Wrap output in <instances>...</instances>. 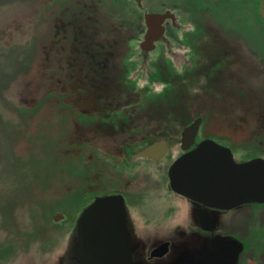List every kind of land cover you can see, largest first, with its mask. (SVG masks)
Returning a JSON list of instances; mask_svg holds the SVG:
<instances>
[{"label":"rangeland","instance_id":"obj_1","mask_svg":"<svg viewBox=\"0 0 264 264\" xmlns=\"http://www.w3.org/2000/svg\"><path fill=\"white\" fill-rule=\"evenodd\" d=\"M171 9L147 53L144 12ZM198 119V140L264 158L260 0H0V264H85L84 210L114 177L163 180ZM159 140L160 162L133 155ZM222 221L246 242L237 264H264V204Z\"/></svg>","mask_w":264,"mask_h":264},{"label":"water","instance_id":"obj_2","mask_svg":"<svg viewBox=\"0 0 264 264\" xmlns=\"http://www.w3.org/2000/svg\"><path fill=\"white\" fill-rule=\"evenodd\" d=\"M260 14L264 18V0H260ZM144 17L147 29L141 48L148 52L165 38L166 19L175 20L176 15L166 10L146 12ZM200 126L198 119L183 132L182 148L187 151L170 168L175 190L221 209L250 202L264 203V158L238 162L227 145L210 138L197 142ZM195 143V147L190 148ZM168 146L165 141H154L134 155L161 158ZM79 229L77 252L85 264H132L124 233V206L117 196L99 197L89 205L79 220ZM214 243L231 262L242 250L238 243L234 246L235 240L220 239Z\"/></svg>","mask_w":264,"mask_h":264},{"label":"flooded vegetation","instance_id":"obj_3","mask_svg":"<svg viewBox=\"0 0 264 264\" xmlns=\"http://www.w3.org/2000/svg\"><path fill=\"white\" fill-rule=\"evenodd\" d=\"M139 5L142 6V3ZM171 11L175 13L174 10L171 9ZM146 12L152 11H145L144 14ZM176 20L177 15L175 20L166 19L164 23L166 39L168 36L166 34L169 33L168 26L171 21L173 25H177ZM165 38L157 41L156 47L158 42L166 41ZM74 49L77 50V48ZM196 143L190 148L195 147ZM168 145L166 154L156 161L160 162L167 156L171 147L170 143ZM184 151L183 149L182 153ZM179 156H176L171 164L162 162L159 166L155 165L154 158L149 157L153 160L147 163L150 166H157L152 171H157L156 176L163 172L164 176L163 180H155L156 177L154 178L155 175L152 174V177L144 183L141 192L131 189V180L123 183V180L128 176H125L120 182L114 177L107 181L105 191H102L103 194L97 196L95 201L99 197L106 196H117L121 199L124 206L125 239L132 255V264H237L241 253L246 249V242L240 235L233 234L232 230H225L229 221L220 223V215L221 213H231L246 204L259 203L250 202L231 209H221L181 194L173 187L169 171ZM253 211L255 214V210ZM230 224L231 227H234L233 221ZM220 230L226 234L220 235ZM220 239H235L242 243L243 249L233 262L215 245V240ZM79 240L80 230L78 243ZM252 261L258 263L257 260L250 257L248 263L251 264Z\"/></svg>","mask_w":264,"mask_h":264},{"label":"bare ground","instance_id":"obj_4","mask_svg":"<svg viewBox=\"0 0 264 264\" xmlns=\"http://www.w3.org/2000/svg\"><path fill=\"white\" fill-rule=\"evenodd\" d=\"M184 150H185V149H184ZM184 152H186V150H185ZM152 158H153V157H152ZM170 168H171V167H170ZM169 171H170V169H169ZM170 176H171V175H170ZM93 203H94V202H93ZM93 203H92V204H93ZM258 203H259V202H258ZM207 205H208V204H207ZM88 207H89V206H88ZM88 207H87V208H88ZM87 208H86V209H87ZM86 209L84 210V212L86 211ZM84 212H83V213H84ZM82 215H83V214H82ZM62 217H63V214H58V215L55 216V219H59V218H62ZM80 218H81V217H80ZM79 230H80V229H79ZM234 240H235V239H234ZM235 243H236V244H234L235 247H236L237 243H238V245H241V246H242V243H241L240 241H238V240H235ZM242 249H243V247H242ZM239 253H240V252H239ZM239 253H238V254H239ZM237 256H238V255H237ZM253 262H255V261H253ZM255 263H256V264H259V262H258V263L255 262Z\"/></svg>","mask_w":264,"mask_h":264}]
</instances>
